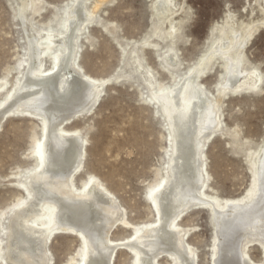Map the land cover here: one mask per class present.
Returning a JSON list of instances; mask_svg holds the SVG:
<instances>
[{
    "label": "rangeland",
    "instance_id": "obj_1",
    "mask_svg": "<svg viewBox=\"0 0 264 264\" xmlns=\"http://www.w3.org/2000/svg\"><path fill=\"white\" fill-rule=\"evenodd\" d=\"M21 1L0 0V78L8 80L0 99L26 66L30 29H62L59 23L71 15L74 2L31 0L34 10L27 13V20L20 21L15 13ZM156 1L102 0L96 4V0H87L94 17L79 40L77 63L83 72L107 80L91 113H79L64 123L85 137L83 167L75 173V184L80 186L87 175L99 178L134 224L155 219L147 191L167 172L170 148L151 85L136 77L143 68L134 70L135 56L150 70L156 90L157 83L174 85L197 66L215 42L225 46L235 34L258 25L242 48V65L256 66L263 76L262 84L254 92L227 90L219 99V128L205 146L206 190L220 199L244 195L252 183L247 158L264 143V0H170V10L164 13L155 7ZM133 48L136 53L130 55ZM168 53L175 58L171 60ZM46 57L50 56H43L44 66L49 67L50 58ZM222 61L213 59L210 71L199 79L216 99L224 79ZM40 135V120L27 115L9 116L0 126V264H11L5 258L9 219L16 206L26 200L13 183L15 175L31 167V150ZM211 221L206 209H189L179 220L181 227L190 229L187 242L195 250L198 264H211ZM130 234L131 229L118 224L110 237L123 239ZM52 236L47 244L49 263L77 264L81 239L68 233ZM129 251L117 249L114 264H135V255ZM247 254L254 262L263 257L256 243L248 246ZM170 260L166 255L157 258L158 264H175Z\"/></svg>",
    "mask_w": 264,
    "mask_h": 264
},
{
    "label": "bare ground",
    "instance_id": "obj_2",
    "mask_svg": "<svg viewBox=\"0 0 264 264\" xmlns=\"http://www.w3.org/2000/svg\"><path fill=\"white\" fill-rule=\"evenodd\" d=\"M101 2L96 0V4ZM86 3L87 0H74L71 15L59 23L62 29H30L26 66L0 99V126L14 115L34 117L41 123V135L31 150V167L17 173L13 182L26 200L16 204L9 219L6 261L50 264V238L68 233L82 241L77 264H114L119 248L133 252L135 264H158L161 255L175 264H198L196 252L187 242L190 229L181 227L179 220L189 209H206L214 227L211 264H264V143L247 158L252 183L239 197L220 199L206 190L205 159L206 143L219 128L221 96L227 90L254 92L261 87V71L256 66L242 65V48L258 25L235 34L225 46L215 42L197 66L171 86L157 83L153 90L156 82L150 70L140 57L133 59L135 71L143 68L136 77L151 85L152 99L161 108L170 146L167 172L147 191L155 219L134 224L99 178L87 175L80 186L75 184L74 177L83 167L85 137L80 130L67 129L64 123L79 113H91L107 80L83 72L77 63L79 40L94 17ZM32 4L31 0H22L15 17L24 21L27 13L34 10ZM155 5L160 13L170 10V0H157ZM171 13L172 9L168 14ZM134 53L133 48L130 55ZM47 54L49 67L43 61ZM168 56L175 58L171 53ZM217 57L223 60L224 70L218 99L199 80ZM7 84L6 76L0 78V91ZM118 224L131 229V234L112 239L111 230ZM253 243L263 256L259 262L247 254Z\"/></svg>",
    "mask_w": 264,
    "mask_h": 264
}]
</instances>
